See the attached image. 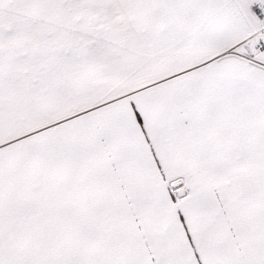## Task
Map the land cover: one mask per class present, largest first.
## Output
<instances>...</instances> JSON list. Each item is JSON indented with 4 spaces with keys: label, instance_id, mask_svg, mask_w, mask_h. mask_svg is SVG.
<instances>
[{
    "label": "snow or ice",
    "instance_id": "snow-or-ice-1",
    "mask_svg": "<svg viewBox=\"0 0 264 264\" xmlns=\"http://www.w3.org/2000/svg\"><path fill=\"white\" fill-rule=\"evenodd\" d=\"M0 264H264V0H0Z\"/></svg>",
    "mask_w": 264,
    "mask_h": 264
}]
</instances>
